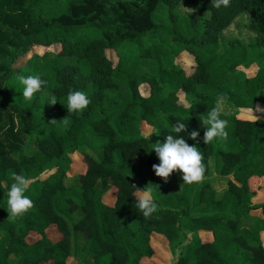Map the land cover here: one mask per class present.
Here are the masks:
<instances>
[{
	"label": "trees",
	"instance_id": "1",
	"mask_svg": "<svg viewBox=\"0 0 264 264\" xmlns=\"http://www.w3.org/2000/svg\"><path fill=\"white\" fill-rule=\"evenodd\" d=\"M184 3L209 16L172 13L171 5ZM241 15L255 38L222 48V33ZM33 46L47 50L17 66ZM183 54L194 60L192 75L177 64ZM144 61L156 66L153 74L140 72ZM37 74L45 84L25 99L18 76ZM69 90L90 99L70 115L62 104ZM45 94L58 102H43ZM218 95L233 109L221 111L227 138L197 145L205 169L199 181L182 185L174 172L179 189L167 186L170 177L152 170L158 159L151 143L163 141L176 120L202 138L201 120ZM258 105L264 107V0H229L218 9L211 0H0V264H11V256L16 264H69L76 233L85 238L78 252L93 264H141L155 254L153 234L167 239L174 264H264V202L255 204L251 190L253 179L264 178V120L240 116ZM31 136L36 147L26 154ZM76 152L86 169L68 183ZM138 161L154 177L138 179ZM213 164L227 181L220 195ZM12 171L29 178L32 207L18 217L5 209ZM134 186L151 189L156 210L147 219L134 208L141 195ZM79 211L74 223L70 215ZM52 227L57 241L48 235Z\"/></svg>",
	"mask_w": 264,
	"mask_h": 264
},
{
	"label": "clouds",
	"instance_id": "2",
	"mask_svg": "<svg viewBox=\"0 0 264 264\" xmlns=\"http://www.w3.org/2000/svg\"><path fill=\"white\" fill-rule=\"evenodd\" d=\"M228 2L229 0H211V6L218 9L221 6H227ZM18 80L19 84L22 85L21 94L25 99H31L45 84V81L38 74L20 75ZM224 99L223 95H218L215 105L208 110L206 118L201 120V127L204 129L202 138H200L198 130L188 131L187 123L176 120L172 124V132L166 134L163 141L157 140L155 143H151V150L148 152H154L158 159V163L152 165V170L157 177L167 181V178L176 172L179 174L182 185L197 182L202 178L205 169L202 163V153L197 145L201 139L207 145L214 139L227 138L228 121L221 118L220 107ZM57 102L55 94H50L47 104L55 105ZM89 103L90 99L84 91L69 90L65 102L62 104L70 115L84 110ZM188 139L194 143H187ZM10 178L11 183L7 191V207L5 209L9 216L18 217L32 207L31 199L25 195L29 186V178L15 171L11 172ZM136 190L141 195L134 199V208L147 219L156 210V204L148 195L151 189L145 187L143 189L136 188Z\"/></svg>",
	"mask_w": 264,
	"mask_h": 264
},
{
	"label": "rangeland",
	"instance_id": "3",
	"mask_svg": "<svg viewBox=\"0 0 264 264\" xmlns=\"http://www.w3.org/2000/svg\"><path fill=\"white\" fill-rule=\"evenodd\" d=\"M192 5V4H191ZM189 4H182V5H171L170 9L173 14H181V15H193L197 13L200 15L202 18H207L209 16V13L207 11H200L197 8L192 7ZM249 20H241L238 19L236 22L231 25V27L222 34V40H221V47L225 48L227 47L232 41H241L243 43H249L252 39H254V36L252 32L250 31L249 27ZM51 49H56V48H51ZM47 49L45 47H40V46H33L28 54L25 56L21 57L18 62L17 66H22L25 64L26 60L30 58V56L33 53H38V54H43ZM107 56L108 58L116 64L118 61V58L116 54L113 51H107ZM177 64L184 69L186 74L192 75L194 73V60L193 58L188 55V54H183L181 57L178 58ZM156 71V66L154 64L146 63L145 61L141 63L140 66V72L144 74H153ZM249 76L254 75V70H248L247 71ZM141 93L144 96H147L149 94V87L147 85L141 86ZM49 95L45 94L43 96V102H47ZM180 99H181V104L188 106L189 103L186 100V97L184 96L183 93H180ZM52 106V105H50ZM221 111H228L231 112L232 107L226 106L225 104H221ZM241 118L244 119H263L264 120V107L261 105H258L253 111H247V112H242L241 111ZM142 132L145 136L151 137L155 132L152 127L146 125L145 123L142 125ZM36 147L35 143V138L33 136L29 137L27 139V144H26V154H30L33 152V150ZM86 151L90 152V149H85ZM90 153H93L94 157L96 159L101 158L100 152H93L91 151ZM18 158L20 156H17ZM71 159H72V164L70 166V171L68 173V183L69 179L71 182L75 180L77 182L78 176L83 173L86 169V166L83 162V155L81 152H76L71 154ZM145 169L144 172H142V169ZM213 186L215 187L216 191L218 192V195L222 194L226 189H227V181L225 179H222L217 176L216 170V164H213ZM137 173L136 177L138 179H150L153 175L151 173H148L143 162H137ZM53 172L48 173L50 175ZM47 174H45L42 179H45L48 177ZM154 177V176H153ZM179 179L177 176L171 175L169 180L167 181L166 185L169 187H172L176 190L179 189ZM102 187V184L100 185ZM251 190L256 193V197L254 198V203L255 204H261L264 202V178L260 179H253L251 182ZM104 201L106 203L112 204L113 203V196L108 195L104 198ZM254 215H260V212H253ZM48 235L52 241H57L60 236L57 230L52 227L48 230ZM195 239H197L195 237ZM201 239L203 241H211L212 237L208 234H202ZM262 239L264 241V233L262 234ZM36 237L31 238V241H35ZM152 246L154 248L155 254L151 259H147L142 261L141 264H174L177 260V256L175 257L174 254H172V251L169 248L168 241L167 239L158 234H153L152 235ZM79 250H81V247H79ZM72 264V261L70 262Z\"/></svg>",
	"mask_w": 264,
	"mask_h": 264
},
{
	"label": "crops",
	"instance_id": "4",
	"mask_svg": "<svg viewBox=\"0 0 264 264\" xmlns=\"http://www.w3.org/2000/svg\"><path fill=\"white\" fill-rule=\"evenodd\" d=\"M238 19H241V20H249L250 21V18L247 16V15H241V16H239L236 20H238ZM236 20H235V22H236ZM233 25V24H232ZM230 28V27H229ZM228 28V29H229ZM228 29H226V30H228ZM226 30H224V32L226 31ZM224 32L222 33V34H224ZM253 34V33H252ZM253 36H254V38H255V35L253 34ZM82 216H83V213L81 212V211H79V212H77V213H75V214H72V215H70V219L75 223L76 221H78V220H80L81 218H82ZM60 236V235H59ZM60 238H61V236H60ZM59 238V239H60ZM58 239V240H59ZM84 243H85V238H84V236H83V234L82 233H76V234H74L73 235V238H72V252H73V254L74 255H76V256H74V258H72L73 259V261L74 262H79L80 264H93V260L90 258V257H88L85 253H83V252H78V250H79V247H83V245H84ZM72 259L71 260H69V264H71L70 262L72 261ZM17 261H18V257H16V256H11V258H10V263L11 264H16L17 263Z\"/></svg>",
	"mask_w": 264,
	"mask_h": 264
}]
</instances>
